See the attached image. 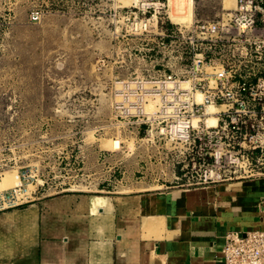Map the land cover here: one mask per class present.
<instances>
[{"label":"rangeland","instance_id":"obj_1","mask_svg":"<svg viewBox=\"0 0 264 264\" xmlns=\"http://www.w3.org/2000/svg\"><path fill=\"white\" fill-rule=\"evenodd\" d=\"M236 8L237 0H0V195L20 183L22 204L66 192L109 196L130 179L166 185L177 174L185 186L205 173L219 182L264 173L169 141L150 118L159 97L139 110L141 81L150 88L172 76L188 86L222 64L249 75L240 53L255 50L250 34L208 41L197 28ZM257 19L264 23V11ZM195 54L211 63L198 66Z\"/></svg>","mask_w":264,"mask_h":264},{"label":"crops","instance_id":"obj_2","mask_svg":"<svg viewBox=\"0 0 264 264\" xmlns=\"http://www.w3.org/2000/svg\"><path fill=\"white\" fill-rule=\"evenodd\" d=\"M180 180L130 179L109 196L66 192L0 212V264H223L229 232L264 231V175Z\"/></svg>","mask_w":264,"mask_h":264},{"label":"built area","instance_id":"obj_3","mask_svg":"<svg viewBox=\"0 0 264 264\" xmlns=\"http://www.w3.org/2000/svg\"><path fill=\"white\" fill-rule=\"evenodd\" d=\"M263 11L254 0H237V8L219 20L197 21V28L207 36L208 41H214L212 37L229 32H235L243 41L250 34L255 50L249 51L245 47V52L240 53V57L248 59L247 63L250 64L245 65L248 76L238 75L239 70L233 71L222 64L214 73H206L214 79L208 82V77L202 76L197 79L198 82L185 86L169 76L152 82L154 86L150 88L143 81L138 84L142 90V102L139 105L141 113L146 114L145 106L149 97H159L158 110L150 118L157 121L160 133L168 137L169 141L186 146L187 150H199L200 156L210 155L219 166L227 162L233 167H252L264 171V23L258 25L257 19V15ZM31 20L38 22L40 15L32 14ZM141 23L147 30L148 20H142ZM200 56H194V63L198 66L211 63V60ZM198 96H201V100ZM210 107L222 108L214 113V123H209L206 117L209 116L207 112ZM197 120L200 121L198 124ZM213 174L205 173L195 183L185 186L203 187L219 183L220 177ZM20 186L22 184L19 183L17 188L0 195V202L3 201L0 212L36 202L18 204V194L22 190ZM222 262L264 264V231L245 234L229 232L222 248Z\"/></svg>","mask_w":264,"mask_h":264},{"label":"bare ground","instance_id":"obj_4","mask_svg":"<svg viewBox=\"0 0 264 264\" xmlns=\"http://www.w3.org/2000/svg\"><path fill=\"white\" fill-rule=\"evenodd\" d=\"M215 112H217V109H215V110H213V112H211V109H208V112H207V114L209 115V123H214L215 122V120H216V118H215V116H214V113ZM198 122V121H197ZM17 179L19 180V176L17 175ZM18 183H19V181H18ZM17 183V184H18ZM16 184V185H17Z\"/></svg>","mask_w":264,"mask_h":264}]
</instances>
